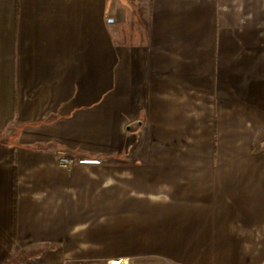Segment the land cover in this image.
<instances>
[{
	"label": "crops",
	"instance_id": "obj_1",
	"mask_svg": "<svg viewBox=\"0 0 264 264\" xmlns=\"http://www.w3.org/2000/svg\"><path fill=\"white\" fill-rule=\"evenodd\" d=\"M117 260L264 264V0H0V264Z\"/></svg>",
	"mask_w": 264,
	"mask_h": 264
},
{
	"label": "built area",
	"instance_id": "obj_2",
	"mask_svg": "<svg viewBox=\"0 0 264 264\" xmlns=\"http://www.w3.org/2000/svg\"><path fill=\"white\" fill-rule=\"evenodd\" d=\"M109 23L113 22L112 18H108L107 20ZM103 160H99V162H102ZM56 162L57 165L62 169H69L73 165H75L76 160L72 155L66 154L64 152H58L56 156Z\"/></svg>",
	"mask_w": 264,
	"mask_h": 264
},
{
	"label": "bare ground",
	"instance_id": "obj_3",
	"mask_svg": "<svg viewBox=\"0 0 264 264\" xmlns=\"http://www.w3.org/2000/svg\"><path fill=\"white\" fill-rule=\"evenodd\" d=\"M122 263H123L122 260H117V261L114 262V264H122Z\"/></svg>",
	"mask_w": 264,
	"mask_h": 264
},
{
	"label": "rangeland",
	"instance_id": "obj_4",
	"mask_svg": "<svg viewBox=\"0 0 264 264\" xmlns=\"http://www.w3.org/2000/svg\"><path fill=\"white\" fill-rule=\"evenodd\" d=\"M123 261V260H122ZM123 264V263H122Z\"/></svg>",
	"mask_w": 264,
	"mask_h": 264
}]
</instances>
